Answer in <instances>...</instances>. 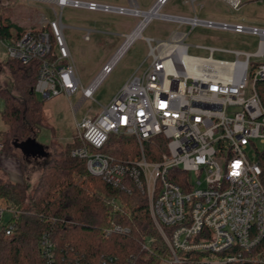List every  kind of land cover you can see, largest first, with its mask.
<instances>
[{
    "label": "built area",
    "instance_id": "built-area-1",
    "mask_svg": "<svg viewBox=\"0 0 264 264\" xmlns=\"http://www.w3.org/2000/svg\"><path fill=\"white\" fill-rule=\"evenodd\" d=\"M223 1L235 11L242 6V0ZM47 2L61 10L72 7L141 20L87 88L56 12L54 21H41V28L19 39L0 40L8 59L25 66L39 64L35 93L43 100L80 91L82 102L92 100L153 19L259 37L255 53L196 46L210 52L207 58L188 54L187 34L145 39L147 68L129 78L100 113L77 124L80 146L71 157L84 160L88 173L111 187L129 190L131 185L147 197L152 221L171 252L165 262L183 264L180 253H197L205 256L198 264H264V29L163 14L170 0H156L148 11L141 10L137 0H128V7L81 0ZM85 40H90L89 32ZM216 52L233 53L236 59L216 60ZM114 135L134 138L139 158L120 161L105 153ZM157 138L165 142V152L148 161L145 148L160 144ZM4 148L0 138V155ZM20 214V209L0 200V221L9 216L3 224L6 236L15 234ZM108 231L130 233L122 226ZM55 248L48 235L41 237L45 264H58ZM143 248L148 249L145 244Z\"/></svg>",
    "mask_w": 264,
    "mask_h": 264
},
{
    "label": "trees",
    "instance_id": "trees-1",
    "mask_svg": "<svg viewBox=\"0 0 264 264\" xmlns=\"http://www.w3.org/2000/svg\"><path fill=\"white\" fill-rule=\"evenodd\" d=\"M259 1L242 0V5ZM1 17L0 40L19 39L24 34L10 17ZM5 65L14 86L13 91L0 90L4 103L0 114L6 126L4 151L21 142L36 143L41 130L48 128L43 101L35 93L39 64L25 66L8 59ZM157 142L145 148L148 161L165 152L163 139ZM79 146L75 138L55 157H44L41 176L29 197L25 184L0 182V200L22 211L15 234L6 236L5 225L0 226V264H45L40 249L45 234L56 244L58 264H162L170 259L171 252L150 216L147 197L131 185L129 190L116 189L89 174L84 160L71 157ZM43 147L48 154L49 146ZM104 152L120 161L140 156L136 140L123 135L112 136ZM115 226L128 227L130 233L108 231ZM180 255L185 258L183 264H198L205 257Z\"/></svg>",
    "mask_w": 264,
    "mask_h": 264
},
{
    "label": "rangeland",
    "instance_id": "rangeland-1",
    "mask_svg": "<svg viewBox=\"0 0 264 264\" xmlns=\"http://www.w3.org/2000/svg\"><path fill=\"white\" fill-rule=\"evenodd\" d=\"M47 1L0 0V19L1 16L10 17L11 21L19 26L27 29H39L43 19L49 22L54 21L56 12L64 26V36L83 88H87L93 82L141 20L131 16L94 13L72 7H65L61 10ZM81 1L129 6L128 0ZM137 2L141 10L148 11L156 0H137ZM162 13L186 18L197 16L200 20L241 24L264 29V2L260 1L244 4L239 11H235L223 0H196L194 5L191 0H170ZM88 32L90 40L86 41L85 36ZM175 32L188 35L185 44L189 46L188 54L193 57L207 58L210 56L208 50L198 49L196 46L220 48L231 52L255 53L259 44V37L252 35H238L203 27L192 29L189 25L153 19L142 32V38L133 42L117 62L113 71L100 84L92 100L82 102L81 91L75 96L62 95L49 100H43L40 95H37L38 100L43 101L44 117L48 128L41 130L36 144L49 146L47 150L49 157H55L66 145L72 144L78 134L77 124L85 118L90 119L100 113L102 107L110 104L129 78L139 69L143 71L147 68L150 60L148 57L149 47L145 39L168 40ZM212 57L225 61L236 59L235 54L223 52H216ZM240 59L242 60L244 57L241 56ZM6 60H8L7 49L4 42L0 41V90L13 91L14 81L5 65ZM3 105V100L0 97V113ZM5 131L6 126L2 123L0 114V138L3 142ZM19 145L24 153L36 151V147L30 143L21 142ZM3 154L0 163L9 165L10 176L12 174L15 180L20 178V182L10 180L1 168L0 182L25 184L26 195L29 197L37 185L46 159H27L20 150L13 146L6 148ZM8 219V215L4 216L0 221V226L5 224Z\"/></svg>",
    "mask_w": 264,
    "mask_h": 264
},
{
    "label": "crops",
    "instance_id": "crops-1",
    "mask_svg": "<svg viewBox=\"0 0 264 264\" xmlns=\"http://www.w3.org/2000/svg\"><path fill=\"white\" fill-rule=\"evenodd\" d=\"M13 22V21H12ZM14 23V22H13ZM15 24V23H14ZM17 25V24H16ZM18 27H20V28H22L23 30H24V32H26V31H32V30H36V29H27V28H25V27H22V26H19V25H17ZM15 148L17 149V147H16V145H15ZM23 154V153H22ZM4 156V154L2 153L1 155H0V158H2ZM23 156L24 157H26L24 154H23ZM27 159H33V160H40L41 158H34V157H27ZM44 159V158H43ZM0 168L1 169H3V171L9 176V178H10V180H12V181H14V182H20L19 180H20V178H19V180H15L14 179V177H12L13 175L11 174V176H10V166L9 165H3V164H1L0 163ZM12 173V172H11ZM163 264H173V263H171V262H164Z\"/></svg>",
    "mask_w": 264,
    "mask_h": 264
},
{
    "label": "water",
    "instance_id": "water-1",
    "mask_svg": "<svg viewBox=\"0 0 264 264\" xmlns=\"http://www.w3.org/2000/svg\"><path fill=\"white\" fill-rule=\"evenodd\" d=\"M31 144L36 147V151L35 152H27V153H24L23 150L21 149L22 153L26 157L44 158L47 155L45 153L44 147L42 145H38L36 143H31ZM16 147L20 148V145L19 144H16Z\"/></svg>",
    "mask_w": 264,
    "mask_h": 264
},
{
    "label": "bare ground",
    "instance_id": "bare-ground-1",
    "mask_svg": "<svg viewBox=\"0 0 264 264\" xmlns=\"http://www.w3.org/2000/svg\"><path fill=\"white\" fill-rule=\"evenodd\" d=\"M141 33V28L134 34L135 35H139Z\"/></svg>",
    "mask_w": 264,
    "mask_h": 264
}]
</instances>
